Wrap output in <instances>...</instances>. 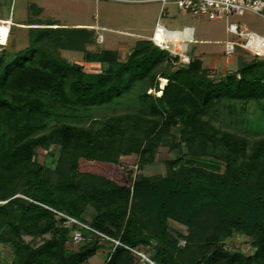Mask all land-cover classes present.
I'll list each match as a JSON object with an SVG mask.
<instances>
[{
	"label": "trees",
	"instance_id": "trees-1",
	"mask_svg": "<svg viewBox=\"0 0 264 264\" xmlns=\"http://www.w3.org/2000/svg\"><path fill=\"white\" fill-rule=\"evenodd\" d=\"M47 28L40 34L64 28L55 47L82 51L100 67L86 71L36 46L39 38L9 61L0 55V243L11 248V264H87L101 247L104 264H147L142 247L154 264H264V136L250 139L205 117L223 99L264 98L262 56L240 55L222 73L197 57L180 63L147 38L121 59L116 50L84 49L94 28ZM136 84V112L49 125L52 108L102 105ZM165 144L185 149L167 160L164 176L133 178L130 170L119 183L79 168L82 159L117 164L127 155L151 163ZM40 149L51 165L38 160ZM63 228L79 247L58 237ZM76 230L83 240H72ZM23 234L42 240L31 245ZM234 234L250 252L224 245Z\"/></svg>",
	"mask_w": 264,
	"mask_h": 264
},
{
	"label": "rangeland",
	"instance_id": "rangeland-1",
	"mask_svg": "<svg viewBox=\"0 0 264 264\" xmlns=\"http://www.w3.org/2000/svg\"><path fill=\"white\" fill-rule=\"evenodd\" d=\"M161 7L163 14H160ZM5 18L7 21L1 22ZM10 19L13 24L9 36H7V23H10ZM157 20L170 29L192 26L194 41L187 42V52L203 58L206 63L213 57L218 65H226L235 57L233 54L227 55L224 52L227 41L238 39L236 35L227 31L228 22L237 23L242 31H252L264 36V10L261 11V14L246 11L241 15L230 13L219 19H210L206 15L185 12L178 8L174 2H166L162 5L157 0L130 2L122 0H0V27L7 29L2 42L5 45L0 46V55L5 61H9L19 50L29 46L33 39L39 38L41 41L36 43V46H41L70 63L80 64L86 71H97L100 67L99 64L85 62L82 51L54 46V43L60 39L65 40L66 34L58 31V29L64 28H53L55 31L43 35L40 34V29H49L47 27L71 29L77 27L73 25L79 22L92 24L96 33L102 35L103 40L101 42L94 40L95 32H93L87 38V43L83 46L84 49L90 51L112 49L116 50L121 57L123 53L132 49L138 39L151 36ZM50 23L57 24L51 25ZM87 29L90 28L87 27ZM241 51L244 59L252 58L249 52L243 49ZM262 58L264 59V56ZM237 60L236 58V66ZM140 88L141 85L136 84L122 96L102 105L76 110L52 108L54 114L49 118V125L55 124L57 121H66L86 126L93 118H106L114 114L136 112L140 107L138 100ZM147 92L156 93L153 89H148ZM205 117L210 118L212 123L220 129L243 134L250 139L264 136V98L245 102L223 99L218 101L206 113ZM184 149V147L169 149L167 144L162 145L156 148L155 160L142 165L137 164L135 155L121 156L117 164L97 163L82 159L79 168L102 174L119 183L126 182L127 173L130 170L133 178L164 176L169 173L167 160L173 159ZM50 150L53 151V146L49 148ZM37 158L41 163L51 165V156L41 149L38 150ZM170 224L185 231V227L175 222H170ZM67 231L68 228L60 229L58 237L65 240L69 247H79L80 243L73 244L70 241L71 235L67 234ZM42 236L48 238L50 233H45ZM42 236L33 238L23 234L25 241L31 245L41 242ZM181 240L184 238H179L178 243ZM178 245L183 246L184 244L181 242ZM224 245L229 250L250 252L248 240L242 235L234 234L232 237L226 238ZM140 250L148 254L147 247H142ZM106 253L107 248L101 247L95 255L88 259L87 264H104ZM12 259L11 248L0 243V264H11Z\"/></svg>",
	"mask_w": 264,
	"mask_h": 264
},
{
	"label": "built area",
	"instance_id": "built-area-1",
	"mask_svg": "<svg viewBox=\"0 0 264 264\" xmlns=\"http://www.w3.org/2000/svg\"><path fill=\"white\" fill-rule=\"evenodd\" d=\"M122 1H151V0H122ZM163 5L166 2H174L177 7L181 10L194 14V15H206L210 19H219L224 15L234 13L241 15L246 11L261 14L264 10V0H157ZM160 14H163V9L161 7ZM10 17V16H9ZM2 21H7V18L2 19ZM13 24L10 19L8 25V34ZM227 31L238 37L236 41H227L224 46V52L227 55L233 54L236 48L239 47L252 55L264 56V36H261L252 31H242L239 29L237 23L228 22ZM188 33H184L186 30ZM191 30V31H190ZM183 32V36L174 37L170 33ZM8 36V35H7ZM8 38V37H7ZM153 44L161 49H166L170 54L177 59L180 63H187L190 57L187 54L186 44L192 39V29L190 26H184L182 29H170L167 28L159 20L156 21L152 34L148 38ZM103 40L101 34L96 35V41L101 42ZM6 41V40H5ZM0 45H5V43H0ZM161 86V85H160ZM132 166V165H129ZM64 216L67 221L77 222L71 216L59 213ZM84 237L80 231H74L72 240L81 241ZM184 244V240L179 241L178 244ZM143 259L148 261V264H154L145 254L142 252H137Z\"/></svg>",
	"mask_w": 264,
	"mask_h": 264
},
{
	"label": "crops",
	"instance_id": "crops-1",
	"mask_svg": "<svg viewBox=\"0 0 264 264\" xmlns=\"http://www.w3.org/2000/svg\"><path fill=\"white\" fill-rule=\"evenodd\" d=\"M124 2H130V1H124ZM73 26H79V27H89V28H94L93 27V25L92 24H86V23H75ZM191 27V29H192V39L191 40H193L194 41V39H193V31H194V29H193V27L192 26H190ZM95 29V28H94ZM149 37H147V39H148ZM190 40V41H191ZM186 48H187V44H186ZM131 50V49H130ZM130 50H128V52H126V53H123L122 54V56L120 57V55H119V53H118V55H119V57L121 58V59H124L125 57H126V55L129 53V51ZM187 54H188V56L191 58V57H197V58H199V59H201L202 60V64H203V66L204 67H207V68H210V69H214V70H217V71H220V72H222V73H224V72H226V71H229V70H232V69H234V68H236L237 66H236V58L238 57V56H240V55H242L243 53H242V51H241V49H236V51L233 53V56H235L234 58H232L230 61H229V63L228 64H226V65H224V64H221V65H218L216 62H215V59L213 58V57H211L209 60H208V62L206 63L205 61H204V59L203 58H201V57H199V56H193V55H191V54H189L188 52H187ZM98 65V64H97ZM220 68V69H219Z\"/></svg>",
	"mask_w": 264,
	"mask_h": 264
},
{
	"label": "snow or ice",
	"instance_id": "snow-or-ice-1",
	"mask_svg": "<svg viewBox=\"0 0 264 264\" xmlns=\"http://www.w3.org/2000/svg\"><path fill=\"white\" fill-rule=\"evenodd\" d=\"M6 31V28L0 27V43L3 42V36L5 35Z\"/></svg>",
	"mask_w": 264,
	"mask_h": 264
},
{
	"label": "bare ground",
	"instance_id": "bare-ground-1",
	"mask_svg": "<svg viewBox=\"0 0 264 264\" xmlns=\"http://www.w3.org/2000/svg\"><path fill=\"white\" fill-rule=\"evenodd\" d=\"M187 31H189V29L186 30L184 33H188ZM184 33L183 32H174V33H170V34H171V36L179 37V36H183Z\"/></svg>",
	"mask_w": 264,
	"mask_h": 264
}]
</instances>
